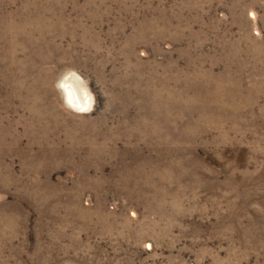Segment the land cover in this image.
Instances as JSON below:
<instances>
[{
    "label": "rangeland",
    "instance_id": "obj_1",
    "mask_svg": "<svg viewBox=\"0 0 264 264\" xmlns=\"http://www.w3.org/2000/svg\"><path fill=\"white\" fill-rule=\"evenodd\" d=\"M0 264H264V0H0Z\"/></svg>",
    "mask_w": 264,
    "mask_h": 264
},
{
    "label": "bare ground",
    "instance_id": "obj_2",
    "mask_svg": "<svg viewBox=\"0 0 264 264\" xmlns=\"http://www.w3.org/2000/svg\"><path fill=\"white\" fill-rule=\"evenodd\" d=\"M60 86L65 92L68 104L72 106V108L79 112L88 108V99L75 75L69 74L64 76L60 81Z\"/></svg>",
    "mask_w": 264,
    "mask_h": 264
}]
</instances>
